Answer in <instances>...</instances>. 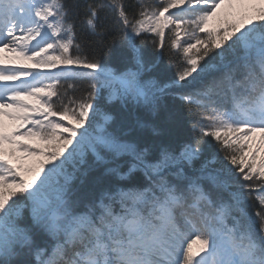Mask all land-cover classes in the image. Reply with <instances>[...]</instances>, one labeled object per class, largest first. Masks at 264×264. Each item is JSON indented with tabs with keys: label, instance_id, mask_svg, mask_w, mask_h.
Segmentation results:
<instances>
[{
	"label": "snow or ice",
	"instance_id": "6c2138e0",
	"mask_svg": "<svg viewBox=\"0 0 264 264\" xmlns=\"http://www.w3.org/2000/svg\"><path fill=\"white\" fill-rule=\"evenodd\" d=\"M0 264H264V0H0Z\"/></svg>",
	"mask_w": 264,
	"mask_h": 264
},
{
	"label": "trees",
	"instance_id": "16d2710c",
	"mask_svg": "<svg viewBox=\"0 0 264 264\" xmlns=\"http://www.w3.org/2000/svg\"><path fill=\"white\" fill-rule=\"evenodd\" d=\"M137 43H139V41H137ZM161 62L166 65L167 64V57L165 56ZM170 72L174 74L175 69L170 68ZM111 111L113 112V115L116 117V119L118 121L120 118V105L114 104L111 108ZM184 135L189 136V137L191 136V127L188 124H186V126H185ZM213 143H214V141L211 138L206 139V144H213ZM248 210H249V212H252L256 209L249 208Z\"/></svg>",
	"mask_w": 264,
	"mask_h": 264
},
{
	"label": "rangeland",
	"instance_id": "374dc122",
	"mask_svg": "<svg viewBox=\"0 0 264 264\" xmlns=\"http://www.w3.org/2000/svg\"><path fill=\"white\" fill-rule=\"evenodd\" d=\"M6 55H9L10 56L11 54H6ZM20 63H22V62L16 61V65H19ZM24 63H28V62H24ZM9 66H13V65H9ZM4 119L7 121V118L6 117ZM8 123L11 124L12 122L11 121H8Z\"/></svg>",
	"mask_w": 264,
	"mask_h": 264
}]
</instances>
